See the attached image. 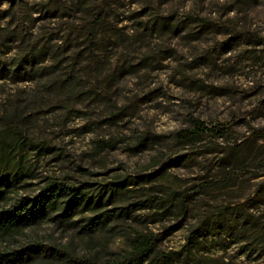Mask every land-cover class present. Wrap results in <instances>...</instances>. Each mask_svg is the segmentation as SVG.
I'll use <instances>...</instances> for the list:
<instances>
[{
  "label": "rangeland",
  "instance_id": "1",
  "mask_svg": "<svg viewBox=\"0 0 264 264\" xmlns=\"http://www.w3.org/2000/svg\"><path fill=\"white\" fill-rule=\"evenodd\" d=\"M32 59L34 78L15 76L22 60L28 75ZM75 63L82 98L42 92L43 68ZM2 67L0 130L17 132L8 168L28 175L18 195L58 179L100 201L70 220L52 216L2 249L31 247L26 264H105L124 259L144 234L157 241L145 264H264V209L252 208L258 180L250 174L194 202L186 217L146 202L170 187L201 186L217 173V142L233 145L264 127V0H0ZM193 118L214 132L184 146L177 132ZM220 129L227 134L216 140ZM138 203L148 206L89 228L90 217ZM238 207L245 216L195 238L209 215ZM244 217L252 226L242 227Z\"/></svg>",
  "mask_w": 264,
  "mask_h": 264
},
{
  "label": "trees",
  "instance_id": "2",
  "mask_svg": "<svg viewBox=\"0 0 264 264\" xmlns=\"http://www.w3.org/2000/svg\"><path fill=\"white\" fill-rule=\"evenodd\" d=\"M47 55H50L47 49L40 54L43 56L42 59ZM51 56L54 57V54ZM25 62L27 60H22L14 68L15 76H20L21 80H32L38 69L33 67L34 59H32L30 60L32 68L28 75L21 72ZM77 66L78 64L75 63L66 71H62L57 64L49 69L43 68L40 73L42 92L55 95L60 100L64 96L67 98L66 102L71 104H73L72 101L82 98L84 93L79 90ZM5 69L2 67L0 73ZM209 130L214 132V129L206 127L200 119L193 118L192 128L178 131L177 139L184 146L202 145L204 136ZM226 132L227 130L220 129L216 140L224 138ZM15 134L17 132L11 127L0 130V264H26L34 258L35 251L31 247L19 250H9L8 247L1 248L12 243L23 231L51 219L52 216L61 221L70 220L80 212L95 210V206L100 204V201L93 202L84 186L74 187L58 179L47 182L36 195H18L23 181L28 175L23 173L20 167L8 168L12 156L17 153L14 150L16 145L11 140ZM261 142H264V127L254 129L249 136L233 145H225L222 141L217 142L216 146L218 147L211 151L217 159L216 174L202 176L203 184L201 186L170 187V189L163 190L161 195L146 200V202H151L153 208L157 210L162 209L164 212L177 213L186 217L193 210L194 202H198L201 198L207 197L217 190H232L239 186L242 176L250 174L251 180H258L250 195V200L254 202L252 208L264 209V146H261V151L257 150ZM258 159L261 160L259 167L254 165ZM161 173L163 172H155L152 176L155 177ZM114 185V190L119 191L124 188L122 181H117ZM91 204H94L93 207ZM147 206V203H138L123 207L121 210L112 209L107 214L90 217L89 228L100 226L111 216L128 215L133 210H140ZM238 208L241 209L239 212H219L209 215L208 219L193 231L196 234L195 238L199 240L203 234L221 229L222 226H231L234 220L245 216L244 209ZM241 225L246 228L252 226V222L245 218ZM261 229L263 231L261 236H264V225ZM199 232L202 234L200 235ZM156 247L155 239L138 234L131 243L130 253L124 259L105 264H145L153 256ZM40 250V253L45 252L42 248Z\"/></svg>",
  "mask_w": 264,
  "mask_h": 264
}]
</instances>
